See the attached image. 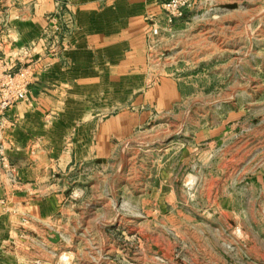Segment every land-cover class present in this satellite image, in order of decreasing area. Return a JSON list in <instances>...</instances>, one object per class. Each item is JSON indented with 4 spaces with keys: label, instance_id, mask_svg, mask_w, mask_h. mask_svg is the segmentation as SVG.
Returning a JSON list of instances; mask_svg holds the SVG:
<instances>
[{
    "label": "rangeland",
    "instance_id": "374dc122",
    "mask_svg": "<svg viewBox=\"0 0 264 264\" xmlns=\"http://www.w3.org/2000/svg\"><path fill=\"white\" fill-rule=\"evenodd\" d=\"M197 2L183 54L163 55L172 76L108 96L126 104L104 114V156L92 144L26 242L0 236V264H264V0Z\"/></svg>",
    "mask_w": 264,
    "mask_h": 264
},
{
    "label": "crops",
    "instance_id": "0c3cea01",
    "mask_svg": "<svg viewBox=\"0 0 264 264\" xmlns=\"http://www.w3.org/2000/svg\"><path fill=\"white\" fill-rule=\"evenodd\" d=\"M163 1L0 3V59L11 65L24 49H33L32 57L16 67L28 73V100L0 109V236L9 241L3 243L6 251L15 248L10 242L17 236L26 242L28 218L36 223L43 212L52 217L62 209L68 178L78 164L88 165L95 157L92 144L98 143V156H104L101 149L111 136L104 114L126 104L120 97L108 104V96L147 93L154 86L151 80L172 76L163 55L177 50L181 57L183 41L177 40L192 27L188 22L194 9L151 44V24L165 20ZM58 2H65L67 13L58 14ZM65 17L72 21L67 30ZM135 106L150 109L152 102L147 98ZM115 125L114 134H122L124 123ZM71 142L76 149L66 148ZM6 164L13 166V180Z\"/></svg>",
    "mask_w": 264,
    "mask_h": 264
},
{
    "label": "built area",
    "instance_id": "2783aa9c",
    "mask_svg": "<svg viewBox=\"0 0 264 264\" xmlns=\"http://www.w3.org/2000/svg\"><path fill=\"white\" fill-rule=\"evenodd\" d=\"M195 0H164L162 10L165 20L158 23H152L148 32V40L151 44L156 42L161 36L162 30H172L174 26L184 20L186 14L195 7ZM68 26H72L71 18H66ZM57 48L53 53L56 54ZM33 49H24L21 56L14 60L12 64L5 63L0 59V109L8 110L20 102L28 100L30 79L25 68L16 69L18 63L24 61L27 57H32ZM21 58V59H20ZM25 69V70H24ZM1 129V128H0ZM0 155L3 156V147L0 145ZM10 176H13L14 169L10 164H6Z\"/></svg>",
    "mask_w": 264,
    "mask_h": 264
},
{
    "label": "water",
    "instance_id": "95a60500",
    "mask_svg": "<svg viewBox=\"0 0 264 264\" xmlns=\"http://www.w3.org/2000/svg\"><path fill=\"white\" fill-rule=\"evenodd\" d=\"M230 8L235 9V8H237V6H236V5H234V6H230ZM49 239H50V241H51L52 243H54V244H58V243L61 241V236H60L59 233H57V232H53V233H52V237H49Z\"/></svg>",
    "mask_w": 264,
    "mask_h": 264
}]
</instances>
